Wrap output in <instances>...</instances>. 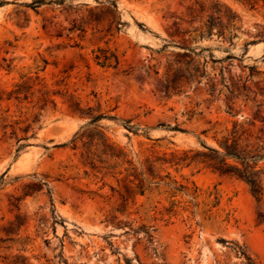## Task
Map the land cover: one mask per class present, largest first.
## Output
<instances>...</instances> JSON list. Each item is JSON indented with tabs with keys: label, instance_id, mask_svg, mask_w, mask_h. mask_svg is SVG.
<instances>
[{
	"label": "rangeland",
	"instance_id": "rangeland-1",
	"mask_svg": "<svg viewBox=\"0 0 264 264\" xmlns=\"http://www.w3.org/2000/svg\"><path fill=\"white\" fill-rule=\"evenodd\" d=\"M113 1L0 0V264H264V190L168 161L264 137V0Z\"/></svg>",
	"mask_w": 264,
	"mask_h": 264
},
{
	"label": "trees",
	"instance_id": "trees-1",
	"mask_svg": "<svg viewBox=\"0 0 264 264\" xmlns=\"http://www.w3.org/2000/svg\"><path fill=\"white\" fill-rule=\"evenodd\" d=\"M109 1L114 5L113 0ZM230 57L229 55L227 56V58ZM197 71L198 68L196 66L192 68H173L172 65H169V82H171L170 84H173V86H177L176 84L180 83L182 80L188 81L193 79ZM15 86L16 88L11 94L24 95L23 85L20 83ZM26 97V95L23 96L24 99ZM74 106V111H76L80 117L89 118V124H94L103 117L101 113L94 114L91 110L85 111L77 107L76 104ZM92 131L89 133H93ZM215 141L216 146L208 145L202 141V145L206 150H198L191 155L184 152L183 156L179 157L172 155V158L168 161H174L175 164H178L179 162L188 160V164L191 162L203 164L219 175L230 176L242 180L247 184L249 192L258 201L261 200L264 190V137L254 136L248 128L234 122L231 128L227 129L226 132ZM84 153L86 159L89 160L92 158V152L89 148H87ZM17 221L19 227L22 222H20L18 218ZM240 253L245 256L247 260L246 264H252L250 257L246 256L243 251ZM24 261L25 258L19 259V257H17L11 264H26Z\"/></svg>",
	"mask_w": 264,
	"mask_h": 264
}]
</instances>
